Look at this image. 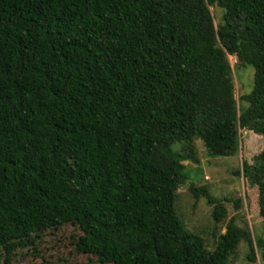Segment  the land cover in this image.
I'll list each match as a JSON object with an SVG mask.
<instances>
[{"label": "trees", "instance_id": "obj_1", "mask_svg": "<svg viewBox=\"0 0 264 264\" xmlns=\"http://www.w3.org/2000/svg\"><path fill=\"white\" fill-rule=\"evenodd\" d=\"M228 55L253 69L238 100ZM240 131L264 136V0H0V264L67 223L97 264H227L241 241L264 259L248 226L208 250L174 208L194 143L234 156ZM241 176L264 219V148Z\"/></svg>", "mask_w": 264, "mask_h": 264}, {"label": "rangeland", "instance_id": "obj_2", "mask_svg": "<svg viewBox=\"0 0 264 264\" xmlns=\"http://www.w3.org/2000/svg\"><path fill=\"white\" fill-rule=\"evenodd\" d=\"M210 12L217 25L222 10L210 7ZM234 82V97L238 100L252 89L253 69L242 66L234 56H227ZM245 106V105H244ZM238 153L229 157H209L200 140L194 143L196 160H185L187 178L177 187L175 211L183 228L203 239L205 247L213 250L220 234L224 233L226 223L233 218L239 227H249L250 234L264 240V219L257 207V191L249 188L241 176L243 161L251 162L252 157L264 148V136L249 131H240ZM206 187L211 197L224 203L226 216L215 223L212 217L213 204L205 197L194 198L188 192L189 185ZM240 200L238 207L232 200ZM79 230L67 223L58 228L48 229L33 235L31 243L15 247L3 264H97L92 256L79 254L74 243ZM260 251L249 260V247L241 241L227 264H264Z\"/></svg>", "mask_w": 264, "mask_h": 264}]
</instances>
